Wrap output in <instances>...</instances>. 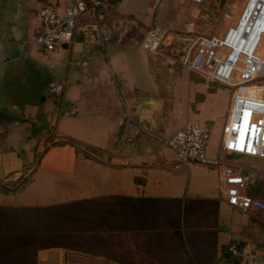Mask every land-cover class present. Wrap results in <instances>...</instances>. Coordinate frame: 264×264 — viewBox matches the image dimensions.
<instances>
[{
  "label": "crops",
  "instance_id": "obj_1",
  "mask_svg": "<svg viewBox=\"0 0 264 264\" xmlns=\"http://www.w3.org/2000/svg\"><path fill=\"white\" fill-rule=\"evenodd\" d=\"M79 1L0 0V112L15 118L0 121V264H264V212L228 206L216 168L179 163L165 137L125 144L143 137L124 108L158 89L135 81V45L154 74L142 41L158 25L157 0H105L109 56L91 11L70 45L47 56L20 49L42 6L62 14ZM173 12L178 26L189 7ZM261 180L248 177L246 193L264 200Z\"/></svg>",
  "mask_w": 264,
  "mask_h": 264
},
{
  "label": "built area",
  "instance_id": "obj_2",
  "mask_svg": "<svg viewBox=\"0 0 264 264\" xmlns=\"http://www.w3.org/2000/svg\"><path fill=\"white\" fill-rule=\"evenodd\" d=\"M201 5L205 0H186ZM226 4L223 19L231 23L215 34H196L180 52L179 64L201 79L232 88L231 106L222 128V140L216 158H208L206 147L210 139L207 127L185 123L176 132L162 139L184 165L200 164L219 171L228 206L244 213L264 212V200L246 193L247 178L264 179V96H252L241 90L256 85L264 78V0H239ZM239 6L237 17L234 9ZM91 11L101 43L108 42L105 0L76 2L60 14L52 5L42 6L35 15L33 38L20 44L23 51L29 45L47 56L70 45L80 17ZM231 13L230 15L228 13ZM167 34L149 33L142 41L146 51L156 52ZM151 37V42L148 39ZM113 78V77H112ZM259 87V86H258ZM50 92L60 95L61 84H50ZM112 89L124 107L115 78ZM126 118L141 132L150 134L146 126L124 108ZM232 156L252 158L262 163V171L248 170L231 163ZM236 254L234 247L229 249Z\"/></svg>",
  "mask_w": 264,
  "mask_h": 264
},
{
  "label": "rangeland",
  "instance_id": "obj_3",
  "mask_svg": "<svg viewBox=\"0 0 264 264\" xmlns=\"http://www.w3.org/2000/svg\"><path fill=\"white\" fill-rule=\"evenodd\" d=\"M238 1L225 0L221 3L220 0H205L203 4L197 5L186 0H168L167 3L165 0H157L158 25L151 33H160L162 30H167V34L159 44L156 52L147 51L149 54V71L152 74L154 73L150 78L146 74L142 62L145 52L139 48L140 46L135 45V81L146 91L151 89L152 81L158 87L153 94L149 92L148 96H143L159 100V104L151 117L148 121L143 122L148 130L150 127L152 128L150 132L153 137L141 132L142 140L131 137V141L125 142L128 147L134 148L135 145H147V143L156 142L157 138L170 136L185 123H195L209 129L210 139L206 147V154L209 150L210 153L216 152L214 158L217 156L218 147L222 140V128L227 119L234 90L228 86L201 79L185 70L178 61L181 50L196 34L219 33L223 29L225 21L228 20L223 19L226 10L225 5L238 4ZM167 4L170 6L168 9ZM176 7H189V13L182 18L181 24L178 26L170 23L175 16L173 10ZM170 9L172 11L168 13ZM190 24L193 25V30L188 29ZM103 45L106 54L109 56L110 44L106 42ZM98 53L102 55L103 51L99 48ZM256 84L263 88L264 78ZM207 93L215 94L214 96L212 94L207 96ZM187 114L188 118L186 119ZM42 136L45 143L48 137L46 134H42ZM67 141L73 143L71 140ZM76 146L84 151L88 157L92 155L98 158L105 157L104 154L90 149L87 145L76 144ZM164 147L169 148L165 144ZM230 161L244 168L245 172L254 170L260 173L262 171L261 164L252 158L232 156ZM256 188L258 190L264 189V180L259 181ZM260 191L264 195V190Z\"/></svg>",
  "mask_w": 264,
  "mask_h": 264
},
{
  "label": "water",
  "instance_id": "obj_4",
  "mask_svg": "<svg viewBox=\"0 0 264 264\" xmlns=\"http://www.w3.org/2000/svg\"><path fill=\"white\" fill-rule=\"evenodd\" d=\"M159 104V100L151 97H141L135 99V110H131V114L133 117L139 122L143 123L144 121H148V117H144L143 113L151 112L150 115L153 114L157 105ZM14 117H11L5 113L0 112V121H8L13 120Z\"/></svg>",
  "mask_w": 264,
  "mask_h": 264
},
{
  "label": "bare ground",
  "instance_id": "obj_5",
  "mask_svg": "<svg viewBox=\"0 0 264 264\" xmlns=\"http://www.w3.org/2000/svg\"><path fill=\"white\" fill-rule=\"evenodd\" d=\"M238 8H239V6L236 5V8H235L234 11H233V12H234V18L237 17V14H238ZM230 23H231V18H229L227 21H225V25H224L223 29H224L225 27H227ZM223 29H222L221 31H223ZM221 31H220V32H221ZM252 86H256V85H251V86H247V87H252ZM256 87H258V86H256ZM258 88H261V87H258ZM262 89H264V87H263ZM261 96H264V94L262 93V95H260V96H258V97H261ZM150 114H151V112H145V113H143V116H144V117H148V118H150V117H151Z\"/></svg>",
  "mask_w": 264,
  "mask_h": 264
},
{
  "label": "trees",
  "instance_id": "obj_6",
  "mask_svg": "<svg viewBox=\"0 0 264 264\" xmlns=\"http://www.w3.org/2000/svg\"><path fill=\"white\" fill-rule=\"evenodd\" d=\"M220 2L223 3V2H225V0H220ZM66 143L74 146V143H72V142H66Z\"/></svg>",
  "mask_w": 264,
  "mask_h": 264
}]
</instances>
